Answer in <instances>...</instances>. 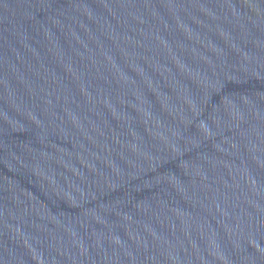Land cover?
<instances>
[{
  "label": "water",
  "instance_id": "1",
  "mask_svg": "<svg viewBox=\"0 0 264 264\" xmlns=\"http://www.w3.org/2000/svg\"><path fill=\"white\" fill-rule=\"evenodd\" d=\"M0 264H264V0H0Z\"/></svg>",
  "mask_w": 264,
  "mask_h": 264
}]
</instances>
